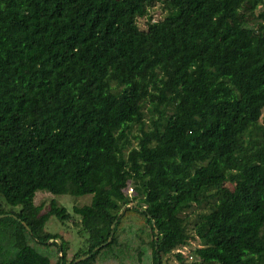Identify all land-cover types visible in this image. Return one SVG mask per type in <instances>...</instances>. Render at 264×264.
I'll return each instance as SVG.
<instances>
[{
    "label": "trees",
    "instance_id": "obj_1",
    "mask_svg": "<svg viewBox=\"0 0 264 264\" xmlns=\"http://www.w3.org/2000/svg\"><path fill=\"white\" fill-rule=\"evenodd\" d=\"M0 214V264H264V0H0Z\"/></svg>",
    "mask_w": 264,
    "mask_h": 264
},
{
    "label": "rangeland",
    "instance_id": "obj_2",
    "mask_svg": "<svg viewBox=\"0 0 264 264\" xmlns=\"http://www.w3.org/2000/svg\"><path fill=\"white\" fill-rule=\"evenodd\" d=\"M158 14H155L154 17H157ZM140 24H143V19L139 20ZM133 144H136L137 140L132 138ZM91 194H82L80 196H74L68 193L63 194H52L48 191L37 190L35 193V203L42 204V210L45 211L48 209L50 201L55 199L58 205H64L68 212L71 214V219L68 222H63L59 220L54 214L49 215L47 221L45 222V230L50 231L52 233H57L59 236H62L67 244L68 256L74 253L78 248L83 246L85 234L81 233V226H78L77 223L79 221V215L73 212V205H82L88 203L90 201ZM59 239V238H58ZM133 245L130 246L129 249H132ZM189 245L185 246L182 249L183 253L188 252ZM10 249L8 246H5L4 250ZM144 250V254L142 255V264H150V251L147 246L142 248ZM9 251V250H8ZM120 253L121 251H118ZM128 255L123 258V264H138L136 259V250H128ZM168 262L170 264H177L176 259L169 256L167 257Z\"/></svg>",
    "mask_w": 264,
    "mask_h": 264
},
{
    "label": "water",
    "instance_id": "obj_3",
    "mask_svg": "<svg viewBox=\"0 0 264 264\" xmlns=\"http://www.w3.org/2000/svg\"><path fill=\"white\" fill-rule=\"evenodd\" d=\"M3 214H0V216H2ZM114 225V223H112V226ZM109 239H110V237H109ZM96 248V247H95ZM87 256V254L86 255H84V256H81V257H78V258H76L75 260H79V259H81V258H84V257H86Z\"/></svg>",
    "mask_w": 264,
    "mask_h": 264
},
{
    "label": "built area",
    "instance_id": "obj_4",
    "mask_svg": "<svg viewBox=\"0 0 264 264\" xmlns=\"http://www.w3.org/2000/svg\"><path fill=\"white\" fill-rule=\"evenodd\" d=\"M183 248L179 249L180 251H182Z\"/></svg>",
    "mask_w": 264,
    "mask_h": 264
}]
</instances>
